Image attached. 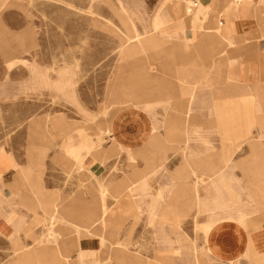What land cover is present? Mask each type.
I'll use <instances>...</instances> for the list:
<instances>
[{"label": "crops", "instance_id": "1", "mask_svg": "<svg viewBox=\"0 0 264 264\" xmlns=\"http://www.w3.org/2000/svg\"><path fill=\"white\" fill-rule=\"evenodd\" d=\"M234 2L176 0L153 22V29L159 33L157 39L176 38L169 74L177 92V116L167 124L177 130L176 195L182 196L185 206H191L192 210L199 208V213L204 215L199 225L204 245L198 246L193 241L195 264H199L200 255L215 264H245L250 258L261 259L264 264V216L250 218L232 212L264 211V0H241L237 6ZM5 5V1L0 0V10ZM117 9H121L119 4ZM168 25L169 30L165 29ZM140 33V39L133 30L129 34L131 42L125 44L124 52L118 57L121 62L145 54L152 39L145 32L143 36ZM122 46L123 42H119V53ZM163 67L160 62L161 74ZM154 68L155 65L147 61L141 72L149 77V71ZM167 81L166 74V78L161 75L158 83L150 84L160 98ZM124 104L134 108L142 105L133 99L121 101L119 97L113 103ZM217 112L221 116L219 122ZM253 112L262 120L255 121ZM107 113L105 109L104 114ZM183 114L206 116L207 121L185 128L178 118ZM64 122L59 116L48 119L49 127L57 136L67 133L68 125ZM157 129L154 123L149 127L150 137L122 139L120 126L97 124L96 139L83 132L77 136L68 134L59 154H48L47 160H41L37 166L34 159L25 160L20 153L0 151V259L27 258L24 261L29 264H99L106 245H115L125 228L129 236L132 222L138 221L142 210L151 212V222L159 216L160 222L156 225L167 227L162 220L167 212L166 200L158 203L157 198L164 187H154V202L153 199L146 202L143 208L135 199L137 193L143 198L149 194L148 181L145 178L136 181V178L163 169L168 160V140L152 135ZM180 130L198 132V135L193 133L191 138H180ZM112 136L109 141L108 137ZM106 144H110L107 148H112L102 151ZM121 150H126V154H118V158L110 162L118 163L126 174L118 178L121 179L118 185L109 192L104 183H100L102 191L80 185L87 179V172L80 171L79 185L69 179L82 162L87 166L88 156L96 161L92 172L98 178L103 174L102 155ZM137 162L145 164L144 171H139L141 166L137 168ZM185 163L191 164L193 175L197 176L202 169L209 180H215L217 189L208 190L203 198L194 184L189 188L188 183L185 188L184 178L189 176L183 169ZM192 180L194 183L195 178ZM234 180L239 181L236 187L249 186L251 192L233 195ZM106 193L111 194L110 205L106 204L104 195L99 196ZM89 195L95 197L89 198ZM124 195L134 197L121 206L117 200ZM200 201L203 202L195 207ZM232 202L238 206H233ZM52 218L55 219L53 224ZM99 224L100 230L95 229ZM50 231L52 238L47 240L45 236ZM37 243L40 246L36 248ZM40 251L57 253L51 257L63 261L40 258ZM108 257L115 264H150L146 258L142 260L120 249L104 256Z\"/></svg>", "mask_w": 264, "mask_h": 264}, {"label": "rangeland", "instance_id": "2", "mask_svg": "<svg viewBox=\"0 0 264 264\" xmlns=\"http://www.w3.org/2000/svg\"><path fill=\"white\" fill-rule=\"evenodd\" d=\"M3 1L6 5L0 10V151L20 153L25 160L34 159L37 166L41 160H47L48 154H59L68 134L77 136L83 132L96 139L97 124L108 123L123 129L122 139L144 138L145 135L150 137L149 127L155 123L158 129L152 135L168 140V160L163 169L143 173L136 178V181L141 178L148 181L149 194L143 198L137 193L135 199L143 208L146 202L152 199L154 202V187H164L165 190L157 198L158 203L166 200L167 212L162 220H165L167 227L160 228L156 225L160 222L159 216L151 222V212L142 210L138 221L132 222L130 235L128 236V230L125 228V231L119 234L115 245H106L99 259L102 264H115L104 256L120 249L142 260L146 258L150 264H195L193 241L198 246L204 245V235L199 226L204 215L199 213L197 207L203 201L196 202L197 205L194 206L198 209L192 210L191 206L183 204L182 196L178 198L176 195L174 176L177 130L167 124V121L175 120L177 116V92L169 74L172 67L171 56L175 57L172 47L176 38L157 39L159 33L153 29L155 18L161 16L164 10L167 11L176 0ZM234 1L237 6L241 0ZM118 4L120 10L117 9ZM168 28L169 25L165 29L169 30ZM132 30L135 31L137 39H140V32H145L152 42L142 57L121 62L118 57L124 52L125 44L131 42L129 34ZM119 42H123L120 53ZM147 61L155 65V68L149 71V77L141 72ZM160 62H163V74ZM166 74L168 81L163 84V96L160 98L150 84L158 83L161 75L166 78ZM117 97L121 101L133 99L142 105L138 108L126 104L113 105ZM179 99L182 100L181 97ZM158 100L160 102H157ZM186 100L184 97L185 102ZM181 105L183 104L180 101ZM105 109L107 114H104ZM252 115L255 121L262 120L260 116L256 118L254 112ZM56 116L62 117L64 124L68 125L67 133L60 136L55 135L48 124V119ZM178 118L185 128L192 123L207 121L206 116L199 117L197 114H183ZM216 121H220L218 112ZM178 133L180 138L185 139L191 138L193 133L198 135V132L190 130H180ZM113 137H108L109 141ZM107 146L110 144H106L102 151L112 148ZM118 154L122 156L126 154V150L102 155L103 174L98 178L92 172L96 161L93 156H88L87 166L82 162L80 167L69 175V179L73 183L77 181L79 185V176L82 174L80 171L84 172L83 174L87 172V179L84 183L82 180L80 185L88 189L96 187L102 191L100 183H104L109 192L113 186L118 185L121 180L118 178L126 174V170L123 171L118 163L110 162L116 160ZM186 154L187 151L184 150L185 158ZM142 163L137 162V168L141 166L139 171L145 170V164ZM190 166L191 164L185 163L183 168L185 175L186 172L189 175L187 179L184 178L185 188L188 183L189 188L194 184V189L199 191L203 198L208 190L214 192L217 189L215 180H209L202 169L197 176L193 175ZM192 177L195 178L194 183ZM236 182L239 181L234 180L231 187L233 195L251 192L249 186L236 187ZM218 189L222 191L223 187ZM102 195L105 196L106 204L110 205L111 194L99 196ZM91 197L95 196L89 195V198ZM133 197L120 196L117 204L122 206ZM232 204L236 205L233 202ZM232 212H239L250 218L264 216L262 210ZM54 220L52 218L51 224ZM100 226L99 224L95 229L100 230ZM160 230L163 233L160 234ZM45 238L51 240V231ZM39 246L37 243L35 247ZM54 254L57 255L51 251H40L38 255L40 258L53 259L51 255ZM55 259L63 261L62 258ZM89 259L93 261L91 256ZM24 260L28 259L1 258L0 264H29ZM199 264L215 263L200 255ZM245 264H263V260L250 258Z\"/></svg>", "mask_w": 264, "mask_h": 264}, {"label": "bare ground", "instance_id": "3", "mask_svg": "<svg viewBox=\"0 0 264 264\" xmlns=\"http://www.w3.org/2000/svg\"><path fill=\"white\" fill-rule=\"evenodd\" d=\"M189 6H190V4H189ZM125 11V10H124ZM126 12V11H125ZM129 14V13H128ZM130 15V14H129ZM129 15H128V17H129ZM121 16V15H120ZM127 17V18H128ZM124 19V18H123ZM130 19V18H129ZM131 20V19H130ZM125 23V22H124ZM162 23V22H161ZM155 24V23H154ZM163 24V23H162ZM128 26V25H127ZM159 26V25H158ZM164 27V26H163ZM128 28V27H127ZM127 28H125V29H127ZM130 29V28H129ZM160 29V28H159ZM128 31V30H127ZM137 31V30H136ZM135 32V31H134ZM137 32H139V31H137ZM130 33V32H129ZM140 34H142V33H140ZM143 34H145L144 32H143ZM143 34H142V36H143ZM126 35V34H125ZM132 36V35H131ZM167 37V36H166ZM128 38V37H127ZM140 38V37H139ZM128 40V39H127ZM140 41V40H139ZM128 43V42H127ZM221 111V110H220ZM226 115V114H225ZM223 116V115H222ZM221 117V116H220ZM219 117V118H220ZM224 117V116H223ZM221 120V119H220ZM226 121H228V120H226ZM116 139V138H115ZM120 143V142H119ZM83 155V154H82ZM143 182V181H142ZM133 185V184H132ZM139 185H141V184H139ZM137 187V186H136ZM106 209H104V211H105ZM110 213V212H109ZM109 213H108V215H109ZM110 215H111V217H112V213H110ZM106 220V219H105ZM76 230V229H75ZM88 230V229H87ZM96 232V231H95ZM52 233V232H51ZM94 234V233H93ZM52 235V234H51ZM79 235V234H78ZM56 238V237H55ZM103 241V240H102ZM105 241V240H104ZM97 257V256H96ZM53 259H55V258H53ZM95 259V258H94ZM108 259H109V257H108ZM76 260H78V259H76ZM79 261H80V257H79ZM97 261V260H96ZM82 262V261H81ZM77 263V262H76ZM80 263V262H79ZM92 263V262H91ZM93 263H94V261H93ZM101 264H102V262H100ZM99 263V264H100ZM67 264H68V262H67ZM78 264V263H77ZM82 264V263H81ZM84 264V263H83ZM85 264H86V262H85Z\"/></svg>", "mask_w": 264, "mask_h": 264}]
</instances>
